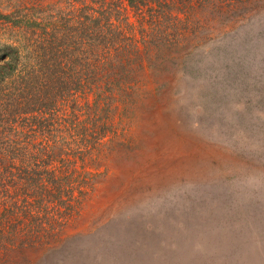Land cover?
I'll return each instance as SVG.
<instances>
[{"label":"rangeland","instance_id":"obj_1","mask_svg":"<svg viewBox=\"0 0 264 264\" xmlns=\"http://www.w3.org/2000/svg\"><path fill=\"white\" fill-rule=\"evenodd\" d=\"M111 3L71 23V0H0L1 71L15 57L12 73L28 75L50 35L86 44L81 66L60 69L73 91L4 103V137L60 186L0 225V264H264V0L175 47L166 35L144 47L145 14ZM147 14L145 28L167 24ZM79 22L99 39L71 31Z\"/></svg>","mask_w":264,"mask_h":264},{"label":"trees","instance_id":"obj_2","mask_svg":"<svg viewBox=\"0 0 264 264\" xmlns=\"http://www.w3.org/2000/svg\"><path fill=\"white\" fill-rule=\"evenodd\" d=\"M111 1L112 0H105L103 3L102 0H71V23L76 22L75 17L80 15L82 11L86 14L90 11L93 12L94 10L92 9H97L98 5H103L104 7L114 2L111 3ZM260 1L261 0H123V2H128V4L135 9L136 14H145L144 20L140 19L142 23L140 28L142 29L140 31L141 37L142 39L150 38L152 40L143 42L144 47H149V44H152V42L160 41L163 43L162 40H165L166 36L168 38L171 37L172 43L169 47L177 46L180 40H182V42H193L196 39L194 35L188 36V33L192 32L187 31V36L184 40V37L181 36L183 35L182 30H199L202 33L204 32L205 35H212L217 30L223 32V28H233L235 25H239L240 21L244 20L245 17L252 12L249 7L253 4L259 5ZM147 13H149V15L150 13L156 14L158 18L165 20L167 24H165V27L161 25L157 28H145L146 24H144V22L148 17ZM23 19H25V17L22 18V20ZM20 21L21 20L17 18V21L15 20L14 22L20 23ZM78 24H81L82 27L75 28L71 26V31L75 32V30H78L80 34L86 33L87 36L91 37L93 40L99 39V33L95 30V27L88 30L87 26L83 27L85 24L81 22ZM175 27L180 29L179 35H177L175 31H170L168 29H176ZM45 29L46 26L42 28L41 32H38V30H36V32L39 35L46 36L49 32L43 34ZM166 31H168L169 34H166ZM50 34L53 35L54 33L50 32ZM77 35L80 36L78 33ZM196 35L198 36L199 34ZM50 37H48V39L50 38L49 42L39 44L37 49L43 52L44 55L52 54L51 57L44 61L39 59L40 63H38L36 69L29 71L28 75L21 74L23 75L21 77L12 73L16 72V67L18 66V64H14L17 63L15 57L14 60L9 61L10 72L6 71V67L3 68L5 72L0 70V105L7 103L8 99L13 97V94H15L13 100L21 103L23 98L28 100L29 97L32 101L40 102V100H44L45 98H56L58 95L64 97L66 93L73 91L71 90V79L68 80L69 77L66 75L67 73L60 69L67 65L72 71L76 64L81 66L83 58L78 57L76 52L80 50L81 43L84 45L86 44L83 41L79 42L75 40L74 37H71L70 45L66 43L65 45L57 44V42H54L55 39L51 35ZM62 39L63 41L60 43H63L65 38ZM56 40L60 41L58 36ZM10 49L14 51L13 47H10ZM139 49L141 50V48ZM15 50L17 51V49ZM8 55L10 54H4L2 56L4 61L10 57ZM93 57L94 56H92L91 59ZM66 58H68L67 62L62 64ZM86 67L87 66L84 65L79 71L80 75L88 78V76L83 74V72L87 71ZM80 75L77 77L81 78ZM57 99L58 98L55 100L58 101ZM2 108H4V110ZM8 110H10L8 105L0 107V225L1 228L4 226L12 230L17 227V224L11 223V215L14 214L15 209L18 210L19 202H25L27 206H37L34 204L35 202L37 204H42L45 201L52 202L58 198L56 190L60 186V181H58L56 177L53 180L55 170H51L50 172L44 170L41 161L37 160L38 155H34V153L29 154L27 148H23V142L19 143L18 141L9 140L7 137H4L8 129L6 121ZM29 161H31L30 164H28ZM34 162L37 167L36 170L31 169V165L34 164ZM52 182V186L49 187V184ZM12 186L15 192L11 190ZM30 198H33L34 203H29ZM30 209L22 206L20 212L27 214Z\"/></svg>","mask_w":264,"mask_h":264}]
</instances>
